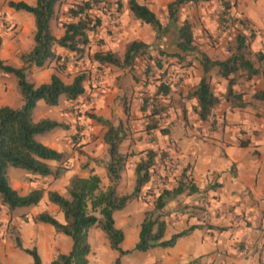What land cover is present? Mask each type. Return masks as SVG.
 <instances>
[{
    "label": "crops",
    "instance_id": "obj_1",
    "mask_svg": "<svg viewBox=\"0 0 264 264\" xmlns=\"http://www.w3.org/2000/svg\"><path fill=\"white\" fill-rule=\"evenodd\" d=\"M6 1L8 0H5L0 6V18L10 21L18 32L13 36L0 33V60L18 67L21 65L19 55L28 52L33 45L34 18L28 12L7 7ZM20 1L33 5L36 0ZM136 1L144 4L155 14L156 8H165L170 0H151L154 2L152 6L149 4V0ZM255 1V4L251 1L255 6V9H252L256 12L254 17L257 24H255L264 28V0ZM95 11V15L99 18L98 26H100L104 15L99 10ZM121 12L122 14H120ZM117 14L119 18L114 20V23L110 22L103 29L101 28L100 32L98 31V37L102 38L103 43L97 50H109L121 59L127 42L137 40L148 43L153 36L157 43L155 48H158L162 53L158 54V58H160L159 55L165 54L163 52L165 49L173 50L175 54L180 55L179 52H176L178 49L171 43L172 41L166 38L169 32L176 37L173 29L156 37L149 25L136 19L130 13L127 4L126 8L119 9ZM52 20L49 21L51 34L54 37H59L63 28L55 30L56 32L53 31ZM182 20L177 18V23ZM106 29L110 33H106ZM102 31L104 32L102 33ZM89 40L91 48V38ZM255 43L256 52L260 51L264 54V41H261L262 45L258 44L256 40ZM52 50L59 55L74 53L56 45L52 46ZM252 58L254 59V55ZM192 64L193 66L188 65L185 68L184 84L179 86L181 94L173 93L174 90L171 87L172 91L170 90L169 95L158 99L160 105H167L162 114L168 111V115L165 119H160L155 128L144 131L148 133L145 137L142 132L138 131L136 123L141 121L139 119L140 112L144 113L140 109L141 98L146 95L151 96L152 92H142L144 90H142V86L144 87L148 82L145 83L144 78L140 75V66L136 64L135 60L130 69L109 63L100 64L92 59L86 61L80 67L83 70L80 72L85 75L82 82L83 92L65 104L67 105L71 101L74 104L77 103L81 110L88 111L85 118L87 127L84 129L82 140V148L87 154L83 168L86 171L79 172V162L76 161L77 153L71 149L67 135L62 132L60 127H56L37 136H40L38 141L64 154L68 159H66L68 164L63 165L64 170L57 177L32 175V178H29L30 174L25 170L15 171L10 170L12 167H8L6 173L9 174L7 179L10 186L18 193L21 192L20 194H25L31 189H41L42 195L36 205L42 202L48 208L49 214L53 212V217L57 221L63 222L62 213L47 200L46 192L53 190L64 196V186L71 176L86 177L90 173L99 177V188L103 185L109 186L105 168L108 152L103 135L108 124L113 127L118 126L121 139L117 150L120 153H127L128 160H125L117 181H123L124 171L130 181L126 190L121 192L116 189V192L125 194L131 191L134 180V164L138 157L143 155V151L148 148L155 152V158L159 157V153H163V155L168 154V157L177 160L178 169L180 167L179 172L178 169L173 170L167 180L171 179L175 172L179 174L182 168H187L186 174L196 187V190L192 192L185 189L174 198L168 199L164 208H169L170 212L160 214L165 223L164 233L168 231V227H173L171 230L174 233L190 226H196L186 235L178 237L172 247L162 248L166 257L163 264H192L193 261L196 262L195 264H264V98L254 97L256 92L264 93V77L261 73L250 78H246L245 75L238 77L233 89L244 93L243 99L246 101V105L241 108L231 107L229 102L222 99L214 106L206 120H200L194 111L197 104L196 99L188 94L202 77L203 72L202 69L200 70V63L196 66L194 63ZM255 67L260 72L264 68V64L255 63ZM40 68L42 67L30 66L26 73ZM155 69L159 71L158 68ZM212 71L214 73L215 68L206 73L208 78ZM51 73H55L53 68L44 69L43 75L46 79L39 81L37 77L35 79L39 82L36 84L46 82ZM133 75H137V78L135 79ZM211 78L213 80V76ZM223 81L220 90H218L219 93L224 91L222 89ZM0 82H5V80L1 79ZM210 84L212 86V82ZM11 85H2L4 90L0 91V105L16 108L22 104V100L20 94L16 96L8 93ZM213 91L215 94H219L214 88ZM62 99H58V103L54 106L46 105L43 101L38 100L32 111L33 120L49 118L57 122L62 121L67 112V110H62L61 103L64 101ZM171 99L175 101L173 107L170 106ZM92 116L101 118L103 122L96 121ZM164 128L166 130H163ZM121 130L124 132L121 133ZM241 142H244L245 145H240ZM131 156L135 161L131 159ZM45 162L51 167L55 165L50 160ZM164 173L168 174V171L165 170ZM122 183L124 184V182ZM178 197L180 198L178 199ZM176 214H179V220L175 216ZM166 217L167 220L176 217L177 221L172 224L173 219L169 223ZM128 218H132V216ZM133 218L138 220L133 228L136 234L134 244L137 240L141 217L138 218L135 214ZM42 225L44 227L47 224ZM122 233L123 239L120 242V248L122 250L130 249L125 247L126 245L123 246L126 243L124 230ZM164 233L163 238L166 239ZM60 237L62 238L59 240L63 242L64 248L61 247L59 253H66L70 247V239L65 235ZM153 248L155 249V247ZM131 251H135L136 257L142 253L136 250ZM145 256H148L147 253ZM49 261L46 258L41 259V264H48ZM145 262L148 264L147 260Z\"/></svg>",
    "mask_w": 264,
    "mask_h": 264
},
{
    "label": "trees",
    "instance_id": "obj_2",
    "mask_svg": "<svg viewBox=\"0 0 264 264\" xmlns=\"http://www.w3.org/2000/svg\"><path fill=\"white\" fill-rule=\"evenodd\" d=\"M58 1L36 0L33 5L20 0L5 2L7 7L30 13L34 18L35 27L31 49L19 55L20 66L14 67L0 60V71L13 75L22 100V104L16 108L0 105V203L10 210L35 205L42 195V190L36 188L25 194H19L8 182L6 175L8 167L19 168L41 177L46 175L57 177L64 170L62 166L51 168L45 162L48 160L61 162L64 159L63 154L36 139L37 135L64 126L61 122L49 118L34 121L32 111L35 103L41 100L46 105L54 106L58 103L60 96L66 100H73L83 92L82 82L85 78L84 73L79 72L69 82H63L58 75L51 73L46 82L34 84L26 80L25 72L30 66L43 67L51 60L62 59L53 52V45L80 55L85 49L88 50L89 33H92L99 25V18L92 15L90 11L94 7L97 9L98 5L106 0H79L71 4L67 9L68 20L61 23L62 34L59 37H54L50 31L49 21L55 17ZM196 1L206 0H170L167 2L164 8L165 24H162L158 17L144 4H140L136 0H126V4L130 13L136 19L149 25L156 37L169 29H173L176 34L175 47L179 51L187 53L194 50L192 27L186 19L177 23L178 10L180 6ZM220 5L219 22L224 24L230 21L231 25L235 24L236 32L233 34L231 53L225 59L211 60L204 53H199V63L203 75L188 95L196 99L197 104L194 111L200 120H206L214 106L222 99L229 102L231 107L241 108L246 105V101L243 99L244 93L233 89L238 77L245 75L246 78H250L257 73H261L264 77V68L259 72V69L255 67V63H264V54L257 51L252 54L254 59L248 56L246 21L230 15L231 4L229 2L221 0ZM144 47L143 42L131 40L126 43L121 59L109 50H94L90 59L100 64L109 63L130 69L135 58L142 53ZM165 55L167 54L165 53ZM175 55L178 57L177 54H173V56ZM155 62L158 64L159 58ZM212 68H215L217 76L225 81L222 93L215 94L209 78L204 76ZM161 73L154 78L157 82L152 95L149 96L152 102L147 103L148 98L141 102L140 109L147 112V117L154 118L155 115L163 113L167 107V105L158 103L159 98H164L170 93L169 83L163 78L165 72L162 71ZM254 97L263 99L264 93L256 92ZM92 117L96 121L103 122L99 117ZM156 126L157 122L153 120L150 125H146L145 129H153ZM118 132H120L118 126L113 127L108 124L103 135L108 152L105 168L110 182L105 190L99 188V177L90 173L86 177L71 176L66 186V196L53 190L46 192L47 200L62 213L63 222L57 221L52 215L44 211L35 214L33 220L50 225L55 232L62 233L70 239L69 250L66 253H57L49 264H87V255L90 251L87 235L88 230L92 227L100 229L110 249L116 251L118 255L126 254L131 250L144 252L153 247H172L178 237L186 235L196 227L190 226L187 229L172 233L166 239L163 238L165 223L160 218L159 211L168 199L174 198L183 190L187 189L189 192L196 190L186 174L187 168H182L176 184L172 188L169 189L162 185L163 187L158 188V191H146L142 194L152 196V207L145 209L142 213L137 240L132 248L122 250L119 247L123 233L121 229L115 227L112 214L114 211L122 209L131 199L141 195L142 188L150 182L156 154L149 148L143 151V155L139 156L134 164V180L131 191L117 195L114 182L119 178L128 156V154L120 153L117 150V145L121 139ZM240 145L245 144L241 142ZM16 245L20 248L18 242ZM21 249L30 257L31 264H41L35 246ZM113 264H119L118 256L114 258Z\"/></svg>",
    "mask_w": 264,
    "mask_h": 264
},
{
    "label": "rangeland",
    "instance_id": "obj_3",
    "mask_svg": "<svg viewBox=\"0 0 264 264\" xmlns=\"http://www.w3.org/2000/svg\"><path fill=\"white\" fill-rule=\"evenodd\" d=\"M5 0L0 1V6L4 3ZM79 0H59L58 5L56 6V14L55 18H53L51 24L53 31L59 30L61 27V23L64 21H67V9L71 6V4L78 2ZM221 0H206V1H196V2H189L185 5H182L181 8L178 11V18L186 19L190 22L192 27V34H193V44H194V50L191 52H187V54H183L182 52L176 50V52H179L180 55L178 57L175 55L173 56L174 51L165 49L163 51L167 55H159V62L158 64L155 62L158 59V54H162L161 51H159L158 48H155L156 46V39L152 36L151 40L148 43H144L145 47L143 48V51L140 55L137 56L135 59L136 64L140 66V75L144 78L145 83L148 82L147 85L142 86V92H152L154 91L155 84L157 82L156 79H154L156 76L161 75L162 71L165 72L163 74V78L169 83L170 90L172 87L173 93L180 95V88L179 86L184 84V79L186 76V67L188 65L193 66L192 63L198 65L199 60V53H204L207 57L210 59H224L225 57L229 56L233 47V34L236 32L235 24H232L228 22H225L224 24H221L219 22L220 18V12H221ZM229 2L231 4V8L229 10L230 15H233L235 18L243 19L246 21V34L248 35L247 39V52L248 56L252 58V54L256 52V43L255 40L258 42V44H261V41H264V28L256 26V18L255 15V6H253L256 1L255 0H224ZM253 1V3H251ZM149 4L151 6L154 4L153 1L149 0ZM99 7L96 9H92L90 13L95 16L98 14L97 11L99 10L104 17L101 19L102 24L98 26L92 33H89L91 35L89 38H91L92 47L90 48L89 45V51L84 50L83 53L80 55L79 53H72L74 55H69L67 53L59 55L62 59L58 60H51L47 64H45L40 69H34L28 74L26 73L28 70H26V80L33 82L36 84V82H39L41 80L46 79V77L43 75L44 69L46 68H53L56 75L60 77V79L63 82H69L71 78L79 73L81 70V66L84 65V63L88 60H90V56L92 51L97 50L102 45V38L98 37V33L101 31V28L103 29L107 24H110V22L114 23V20L118 19L119 16L117 12L119 9L126 8V0H106L104 3H100L98 5ZM154 7V6H153ZM118 9V10H117ZM253 11L250 15L249 13ZM95 11V12H94ZM122 14V12L120 13ZM155 14L160 20L162 24L165 23V11L164 8H156ZM125 18V17H124ZM128 18V17H127ZM132 19V18H128ZM256 23V24H255ZM142 24V23H140ZM251 30V34H250ZM55 31V32H56ZM99 31V32H98ZM18 30H15L14 25L12 26V23L10 21H4L2 18H0V33L8 34L7 36H13ZM104 31H102L103 33ZM106 33H110L109 30L106 29ZM168 37H166L168 40H171L172 44L173 39L175 35L173 33H168ZM55 50V49H54ZM88 51V52H87ZM182 54V55H181ZM57 55V54H56ZM187 55V57H186ZM253 59V58H252ZM147 62V63H145ZM264 64V63H260ZM258 64V65H260ZM155 68H158L159 71ZM163 69V70H162ZM201 70V67H200ZM202 71V70H201ZM191 72V70H189ZM209 75L210 83L212 82V87L215 91L218 92L221 87L222 79H219L220 77L217 76V74L213 71L210 72ZM136 79L137 75H133ZM205 77L208 76V74L204 75ZM213 76V80L212 77ZM244 76V75H242ZM38 77V80L37 79ZM36 78V79H35ZM4 79L5 82H0V91L4 90L2 85H11L10 91L8 93L18 95V87L15 83V78L11 74H5L0 71V80ZM155 82V83H154ZM258 82H260L258 80ZM257 82V83H258ZM144 83V84H145ZM38 84V83H37ZM224 87H225V81H223ZM149 85V86H148ZM148 86V87H147ZM151 86V87H150ZM222 87V89H224ZM171 90V91H172ZM148 94V93H147ZM62 99L63 97L60 96L59 99ZM147 103H151L152 100L149 98L148 95L146 97H142L141 100L147 99ZM160 99V98H159ZM62 110H67L66 116L60 121L63 124V128H61L62 132L67 135L69 140V145L72 150H74L76 154V161L79 162V172H85L83 168L85 167L84 162L86 161V152L82 148L83 143V134L84 129H86L87 124L85 123L86 113L88 111L81 110L80 106L77 105V103H72L71 101L67 103L68 100L65 98L62 99ZM140 100V101H141ZM142 102V101H141ZM170 106H174V100L171 99ZM158 104V103H157ZM149 108V107H148ZM50 110V109H49ZM44 112V111H43ZM168 112V111H167ZM165 114H159L155 115L153 117H147V112L141 113V121L139 120L136 125L138 126V131L142 132V135L145 137L148 133H145L146 131L145 127L146 125H150L151 121L155 120L157 123L160 121V119H165ZM68 113V114H67ZM164 113V112H163ZM78 117V118H77ZM82 118V119H81ZM163 130H166L165 128ZM152 131V130H151ZM83 132V133H82ZM124 131L121 130V133ZM140 136V135H139ZM37 140H40V136H36ZM127 154V153H126ZM159 157L155 158V163L152 166L151 170V178L150 182L142 188L141 195L137 198L131 199L128 204H125L126 206L123 207L120 210L113 212V219H114V225L115 227L124 230V240L126 241L124 245L125 247L131 248L133 246V241L135 239V232L133 230L134 225L137 224V219L133 218L135 214H137L138 218L142 217V213L145 209H150L152 207L151 205V198L152 196L150 194L142 195L146 191H158V188H160L162 185L168 187L169 189L172 188L176 184V180L178 177V173H174V175L171 176V179L167 180V177H169V174L172 173L173 170L178 169V162L175 158L168 157V154L159 153ZM162 154V155H161ZM64 156V154H63ZM67 158H65L61 162H55L51 161L55 165L51 168H54L56 166H66L68 162L66 161ZM127 159V158H126ZM131 159L135 161L133 156H131ZM68 160V159H67ZM128 160V159H127ZM51 163V164H52ZM76 163V164H77ZM64 165V166H63ZM180 169V167H179ZM178 169V172H179ZM10 170L20 171L19 168H10ZM167 170L168 174H165L164 171ZM7 174V173H6ZM30 174V173H28ZM126 172L124 171V177L123 181H115V191L116 189L123 192L128 188V182L130 181L128 176H126ZM9 176V174H7ZM29 178H32V174L28 175ZM69 180V179H68ZM124 182V184L122 183ZM68 184V181H67ZM64 186V196H66V186ZM110 184V182H109ZM169 184V185H168ZM107 186H101L100 189L104 190ZM118 187V188H116ZM163 187V186H162ZM148 188V189H147ZM61 189V188H60ZM117 190V191H118ZM20 191H23L20 189ZM21 192H19L20 194ZM117 195H122V193L116 192ZM180 197H178L179 199ZM175 201V200H174ZM45 208V209H44ZM144 208V209H142ZM46 206L41 202L39 204H35V206H25V207H17L14 209H8L5 205H2L0 203V264H31L30 257L22 251L21 248H31L32 246H35L37 249V252L40 256V260L44 258L47 259V261H51V259L61 251V247H63V242L59 240L62 233L55 232L53 228L50 225H44L43 223L40 224V222H36L33 220V217L35 214L42 212H48ZM51 211V210H50ZM160 214H163L164 212H170V209L168 208H162L160 211ZM50 213V215L54 216ZM96 214V213H95ZM97 215V214H96ZM129 216H132V218H128ZM179 220V214L175 215ZM176 217H171L166 220L172 224L177 221ZM161 218V217H160ZM141 220V219H140ZM46 226V227H45ZM172 227V226H171ZM173 229L168 227V231L164 233V236L167 238L171 233H173ZM175 229V227H174ZM88 243L90 246V251L87 255V264H113V260L116 256H118L119 264H147L145 261H148V264H163L165 254L163 253L162 247H155L150 248L149 252L146 251L148 256H145L146 253L142 252L139 253V257H136L134 254L135 251H130L129 253L118 255L116 251L110 249L108 242L106 238L104 237L103 233L100 231L98 227H92L88 230L87 235ZM16 242L19 243L20 248L16 245ZM122 246V247H123ZM120 247V244H119ZM150 252H152L150 254ZM150 254V255H149ZM49 261V262H50ZM196 262H192V264H195ZM49 264V263H48Z\"/></svg>",
    "mask_w": 264,
    "mask_h": 264
},
{
    "label": "built area",
    "instance_id": "obj_4",
    "mask_svg": "<svg viewBox=\"0 0 264 264\" xmlns=\"http://www.w3.org/2000/svg\"><path fill=\"white\" fill-rule=\"evenodd\" d=\"M77 54V53H76Z\"/></svg>",
    "mask_w": 264,
    "mask_h": 264
}]
</instances>
